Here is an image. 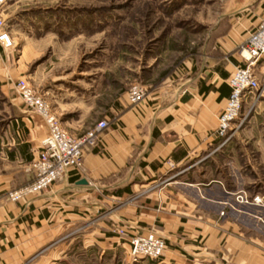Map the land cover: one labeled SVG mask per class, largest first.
I'll use <instances>...</instances> for the list:
<instances>
[{
    "label": "crops",
    "instance_id": "1",
    "mask_svg": "<svg viewBox=\"0 0 264 264\" xmlns=\"http://www.w3.org/2000/svg\"><path fill=\"white\" fill-rule=\"evenodd\" d=\"M251 1L219 19L220 24L232 18L238 28L219 35L217 55L204 47L203 62L193 64L190 78L152 92L137 108L115 104L100 145L85 152L84 173L71 174L20 203L7 193L33 180L32 163L47 126L25 106L13 115L8 111L0 143V264H130L129 239L145 230L161 235L167 248L160 260L139 264H264L263 253L246 237L248 206L235 201V193H245L244 184H231L230 177L245 181L248 175L239 161L226 159L244 146L233 141L216 151L229 78L245 66L236 51L264 19V0ZM4 6L0 15L7 22ZM11 19L15 23L7 29L15 41L23 19L18 13ZM43 51V41L24 46L14 73L22 75L24 61ZM11 54L0 46L2 70L10 72ZM42 68L37 72L45 73ZM254 70L259 80L264 57ZM44 79L40 94L65 130L82 136L93 125L90 95L77 92L68 77ZM83 179L87 186L78 185Z\"/></svg>",
    "mask_w": 264,
    "mask_h": 264
},
{
    "label": "rangeland",
    "instance_id": "2",
    "mask_svg": "<svg viewBox=\"0 0 264 264\" xmlns=\"http://www.w3.org/2000/svg\"><path fill=\"white\" fill-rule=\"evenodd\" d=\"M247 1L9 0L3 8L8 26L15 23L11 19L14 14L18 13L23 19L17 23L22 27L18 28L22 35L15 38V47L10 50L12 67L9 76L13 82L25 76L23 80L39 93L43 89L39 84L44 78L68 77L75 82L77 92L89 94L94 104L90 117L93 125L85 133L102 121H108L111 126L108 112L115 104L138 107L129 104L131 87L142 86L147 100L152 92L169 89L190 78L192 75L188 73L193 64L199 67L203 62L204 47L207 46L208 54L217 55L214 47L221 37L219 35L238 28L232 18L220 24L219 19L235 12ZM243 16L239 22L249 19L252 14L248 18ZM42 41L44 51L24 61L22 75L14 73L23 47ZM239 48L236 57L240 60ZM39 67L46 68V72H37ZM4 71L0 74V143L8 129V111L13 115L14 110L24 108L20 99L15 101L18 96L14 95L12 84L4 81ZM51 107L56 114L52 104ZM78 115L74 116L75 119ZM232 129V140L224 144L225 139H220L216 151L233 141L244 146L227 153L226 159L233 158L237 164L239 161L248 175L245 181L239 175L236 180L230 177L231 184H244L245 193H235V201L248 206L246 213L250 220H244L246 237L264 255V164H259L264 157V72L259 78V89L245 99ZM257 141L261 142L258 147L255 145ZM31 171L33 174L32 168ZM140 261L134 262L131 258L130 264H139Z\"/></svg>",
    "mask_w": 264,
    "mask_h": 264
},
{
    "label": "built area",
    "instance_id": "3",
    "mask_svg": "<svg viewBox=\"0 0 264 264\" xmlns=\"http://www.w3.org/2000/svg\"><path fill=\"white\" fill-rule=\"evenodd\" d=\"M8 1L0 0V9ZM0 46L3 50L15 47V41L7 29V22L1 15ZM238 55L245 66L237 68L229 78L230 94L217 130L218 138L225 139L224 144L234 137L232 125L239 118L245 99L259 89V80L254 69L264 57V19L240 46ZM4 70L0 68V74L4 71L5 82L12 84L11 88L24 106L40 117L47 126V134L42 140L38 156L32 163L33 180L28 185L8 193L10 201L20 203L43 194L71 174L84 173L86 150L100 145V136L110 125L108 121H102L82 136L71 135L62 127L60 120L52 111L51 104L43 95L26 80L13 82L9 70L7 68ZM146 97V90L139 85H134L128 92L129 104L132 106L141 105ZM241 201H244V198L241 197ZM120 235L123 236L124 231H120ZM129 245L134 262L142 259L160 260L167 248L164 238L154 230H145L131 236Z\"/></svg>",
    "mask_w": 264,
    "mask_h": 264
},
{
    "label": "water",
    "instance_id": "4",
    "mask_svg": "<svg viewBox=\"0 0 264 264\" xmlns=\"http://www.w3.org/2000/svg\"><path fill=\"white\" fill-rule=\"evenodd\" d=\"M78 185H85V186H87V185H88V181L85 180V179L80 180V181L78 182Z\"/></svg>",
    "mask_w": 264,
    "mask_h": 264
},
{
    "label": "trees",
    "instance_id": "5",
    "mask_svg": "<svg viewBox=\"0 0 264 264\" xmlns=\"http://www.w3.org/2000/svg\"><path fill=\"white\" fill-rule=\"evenodd\" d=\"M128 190V189H127ZM128 191H130V190H128Z\"/></svg>",
    "mask_w": 264,
    "mask_h": 264
}]
</instances>
